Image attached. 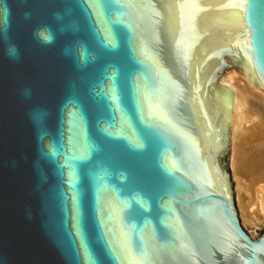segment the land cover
Instances as JSON below:
<instances>
[{
    "label": "water",
    "instance_id": "obj_1",
    "mask_svg": "<svg viewBox=\"0 0 264 264\" xmlns=\"http://www.w3.org/2000/svg\"><path fill=\"white\" fill-rule=\"evenodd\" d=\"M227 69L264 0H0V264H264Z\"/></svg>",
    "mask_w": 264,
    "mask_h": 264
},
{
    "label": "bare ground",
    "instance_id": "obj_2",
    "mask_svg": "<svg viewBox=\"0 0 264 264\" xmlns=\"http://www.w3.org/2000/svg\"><path fill=\"white\" fill-rule=\"evenodd\" d=\"M223 81L234 90L230 172L243 224L264 225V88L240 69H227Z\"/></svg>",
    "mask_w": 264,
    "mask_h": 264
},
{
    "label": "rangeland",
    "instance_id": "obj_3",
    "mask_svg": "<svg viewBox=\"0 0 264 264\" xmlns=\"http://www.w3.org/2000/svg\"><path fill=\"white\" fill-rule=\"evenodd\" d=\"M229 169H230V156H229ZM240 214H239V216H240L241 223H242L243 227L246 229V231L252 237L257 238V237H259L264 232V225H261V226H254V225L251 226L250 224H248V226L247 225H244L243 224V219H242V217H241Z\"/></svg>",
    "mask_w": 264,
    "mask_h": 264
}]
</instances>
